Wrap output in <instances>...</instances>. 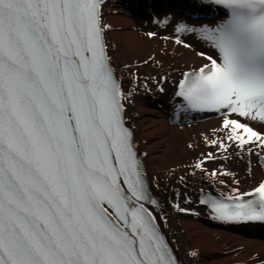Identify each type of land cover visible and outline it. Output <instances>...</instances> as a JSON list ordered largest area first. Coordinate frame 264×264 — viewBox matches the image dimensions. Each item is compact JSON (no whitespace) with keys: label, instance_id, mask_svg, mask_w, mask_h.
Here are the masks:
<instances>
[{"label":"snow or ice","instance_id":"obj_1","mask_svg":"<svg viewBox=\"0 0 264 264\" xmlns=\"http://www.w3.org/2000/svg\"><path fill=\"white\" fill-rule=\"evenodd\" d=\"M208 2L227 19L177 31L198 32L217 56L198 53L208 62L183 73L175 95L223 117L227 135L210 143L264 154V133L231 118L264 122V0ZM101 3L0 0V264H179L148 207L157 201ZM233 192L201 202L223 221L264 222V182Z\"/></svg>","mask_w":264,"mask_h":264},{"label":"bare ground","instance_id":"obj_2","mask_svg":"<svg viewBox=\"0 0 264 264\" xmlns=\"http://www.w3.org/2000/svg\"><path fill=\"white\" fill-rule=\"evenodd\" d=\"M149 4L152 0L145 9L129 0H104L101 5L102 20L110 25L105 35L112 67L123 91L131 94L124 102L126 124L149 188L162 198L149 208L181 264H261L264 235L222 225L199 199L208 188L229 196L237 194L235 188L252 190L264 178L263 166L246 150L248 145L229 142L225 151L210 143L227 135L222 116L180 111V99L174 98L182 74L208 62L198 53H217L198 32L177 31L178 26L200 29L225 18L215 13L197 27L186 22L177 6L165 11ZM242 120L264 133V122Z\"/></svg>","mask_w":264,"mask_h":264}]
</instances>
